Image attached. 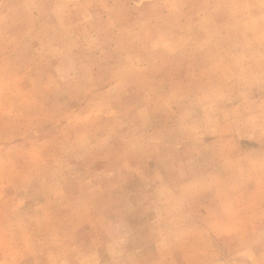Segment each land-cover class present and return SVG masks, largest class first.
Masks as SVG:
<instances>
[{
  "label": "rangeland",
  "instance_id": "1",
  "mask_svg": "<svg viewBox=\"0 0 264 264\" xmlns=\"http://www.w3.org/2000/svg\"><path fill=\"white\" fill-rule=\"evenodd\" d=\"M0 264H264V0H0Z\"/></svg>",
  "mask_w": 264,
  "mask_h": 264
}]
</instances>
